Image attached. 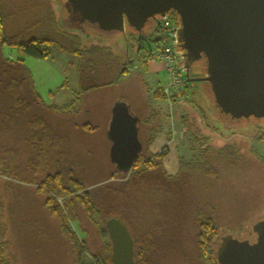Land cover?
Returning a JSON list of instances; mask_svg holds the SVG:
<instances>
[{
	"label": "rangeland",
	"instance_id": "obj_1",
	"mask_svg": "<svg viewBox=\"0 0 264 264\" xmlns=\"http://www.w3.org/2000/svg\"><path fill=\"white\" fill-rule=\"evenodd\" d=\"M0 10L5 13L8 27L12 30L31 28L33 23L42 21L31 30L29 38L54 37L58 27L49 23L48 16L53 15L60 22V27L65 26L63 18L67 16L63 0H0ZM64 28L73 33H84L75 26ZM88 31L92 37L85 44L111 46L116 54H128L137 63L129 67L130 74L118 85L93 91L83 100L75 96V91L79 89L76 56L64 52L58 45L52 46L49 57L43 59L8 47L3 50L6 58L25 61L35 89L46 105L62 107L74 101L72 114L55 115L50 119L54 129L52 137L61 138V146L60 143H52L49 137L31 144L26 140L30 137L29 130L16 133V127L9 133L0 132V235L8 241L7 258L10 264H77L73 244L64 234L62 223L44 208L45 195L38 188L46 176L61 172L66 186L68 179L73 177L93 189L95 183L105 182L114 173L116 167L110 160L111 145L107 130L112 108L119 101L128 104L142 120L147 119L148 108L160 111L165 127L170 130L173 127L177 150L172 147L174 143L170 145L171 149L167 147L168 156L164 161L169 175L178 172L181 155L188 163L192 158L189 147L194 145L190 144V136L184 133L186 131L198 135L200 139L208 138L209 145L215 148L225 145L237 147L251 164L250 168L224 171L214 179L194 178L186 190H180L181 193L154 190L152 203L147 207L138 206L135 213L138 219L132 223L127 221L134 236L143 234L146 225L155 222L159 223L161 232L164 230L171 234L160 241L165 243V247L154 257L155 263L191 264L190 261L197 258L198 229L194 223V212L197 210L217 211L222 237L228 234L240 240L249 239L255 223L264 219V133L257 129L259 122L228 123L214 110L210 86L204 82L184 87L182 96L170 107L166 100L153 96L159 86L167 83L166 70L153 77L145 74L142 68L136 69L142 59L134 57L138 47L133 41H128L125 34L102 36L95 30ZM127 32L131 33L130 30ZM155 45L153 43V47ZM198 72L194 71L192 75L202 74ZM182 77L185 81L184 73ZM182 97L188 100L186 109H182ZM199 108L207 116L208 124ZM184 118L187 119V126L182 124ZM85 123L95 127L96 131L85 132L75 128L76 124ZM139 137L145 147L144 126H140ZM56 195L60 193L55 192L53 196L57 198ZM182 200L185 207L181 210ZM57 201L60 202V198ZM77 214L75 218L70 213L69 223L81 239H87L89 255L97 254L102 247L100 235L83 211L78 209Z\"/></svg>",
	"mask_w": 264,
	"mask_h": 264
},
{
	"label": "trees",
	"instance_id": "obj_2",
	"mask_svg": "<svg viewBox=\"0 0 264 264\" xmlns=\"http://www.w3.org/2000/svg\"><path fill=\"white\" fill-rule=\"evenodd\" d=\"M171 17L176 18L175 13H172ZM48 21L53 27H58L54 37L29 38L28 34L31 30L42 21L33 23L31 28L12 30L8 27L5 13L0 10V132L9 133L16 127V133L29 130L30 137L26 140L31 144H34V141L39 143L40 140L44 141L49 137L52 143H60L61 146L62 139L52 137L54 129L51 127L50 119L55 115L72 114L74 101L62 107L46 105L35 89L32 74L25 65V61L6 58L3 54L4 48L8 47L27 56L43 59L49 57L52 46L58 45L64 52L76 56L78 58L79 89L75 91V96L79 100H83L93 91L118 85L130 74L131 56L116 54L111 46L85 44V41L92 37L91 32L73 33L63 26V28L60 27V22L51 14L48 16ZM150 27L142 36L132 29H130L131 33L126 32L125 37L128 41H133L138 47L134 52V57L142 56L147 49L149 50L148 45L152 46L157 42L156 33L159 25L152 24ZM147 58L149 59V56ZM193 71H199L202 74L191 75V77L203 76V61L199 62ZM188 86H191V83L185 82L184 87ZM181 93L182 91L173 97V104ZM50 95L54 96L53 93ZM153 96L155 99L166 100L161 94V88H158ZM199 111L204 115L201 108ZM182 122L184 126L185 124L187 126L186 118ZM163 123L160 111L149 108L147 119H141L140 124L144 126L146 132V146L144 147L140 139L143 145L142 155L128 174L120 173L116 168L105 182L95 183L96 187L93 189H89L85 183L73 177L68 179L66 186L61 172L50 174L42 181L38 191L45 195L43 206L50 216L62 223L63 232L70 239L76 251L77 264H113L111 244L106 231L107 219L119 218L129 228L127 221L132 223L138 219L135 213L139 205L147 207L152 203L154 190L178 193L180 190H186L190 180L194 178L214 179L224 171L250 168V160L237 147L225 145L215 148L209 145L208 138L200 139L198 135L186 131L184 133L190 136V144L196 145L193 152L197 150L198 152L193 153L189 163L183 156H180L178 172L175 175H169L164 167V161L168 156L167 148L157 154L150 151V146L158 134L164 130ZM75 128L85 132L96 131V128L88 123L76 124ZM168 136V139L171 138V131ZM55 192L60 193L59 196L56 195L60 198V202L53 196ZM182 207H185L183 200L179 208ZM78 209L83 211L88 222L100 235L102 247L97 254L89 255L87 239H81L69 223L70 213L77 218ZM66 210L70 213H65ZM194 215V223L198 229L197 258L190 262L191 264H217L215 250L222 238V230L217 223L218 213L217 211L197 210ZM146 226L144 233L137 237L129 228L136 245V264H156L154 257L160 254L165 247V243L161 244L160 241L171 236L164 230L161 232L157 222ZM7 249L8 241L0 235V264H10Z\"/></svg>",
	"mask_w": 264,
	"mask_h": 264
},
{
	"label": "water",
	"instance_id": "obj_3",
	"mask_svg": "<svg viewBox=\"0 0 264 264\" xmlns=\"http://www.w3.org/2000/svg\"><path fill=\"white\" fill-rule=\"evenodd\" d=\"M63 6L65 26L102 36L130 29L142 36L151 24L160 25L175 13L185 82L208 83L213 108L228 123L264 122V0H63ZM201 61L203 76L191 77ZM140 124L128 104L115 103L107 137L110 160L120 173H130L142 155ZM106 231L112 263L136 264L128 226L110 217ZM252 234L253 241L223 236L215 250L217 264H264V219L255 223Z\"/></svg>",
	"mask_w": 264,
	"mask_h": 264
},
{
	"label": "built area",
	"instance_id": "obj_4",
	"mask_svg": "<svg viewBox=\"0 0 264 264\" xmlns=\"http://www.w3.org/2000/svg\"><path fill=\"white\" fill-rule=\"evenodd\" d=\"M178 28L176 18L170 16L165 19L160 23L156 33V45L154 47L152 45L148 50L149 59L163 65L164 70L168 73V81L162 86L161 94L166 98L170 107L173 106V97L180 93L185 86L176 49L175 35Z\"/></svg>",
	"mask_w": 264,
	"mask_h": 264
},
{
	"label": "crops",
	"instance_id": "obj_5",
	"mask_svg": "<svg viewBox=\"0 0 264 264\" xmlns=\"http://www.w3.org/2000/svg\"><path fill=\"white\" fill-rule=\"evenodd\" d=\"M148 57V49L147 51L144 53V55L140 56V57H136L138 60L139 58H141L142 62L140 61V64L136 67V69H140L142 68L145 72V74L147 75H150V76H153V77H157L160 73H162L164 71V68H163V65L159 64V63H156V62H153L151 61L150 59L147 58ZM133 62V63H132ZM136 64L137 63V60L133 61L131 60L130 61V66L132 64ZM160 88H162L161 86H159ZM180 97L182 96V94L179 95ZM181 101H182V109H186L187 108V100L182 97L181 98ZM149 109V108H148ZM164 122V121H163ZM164 124V123H163ZM168 127H165V124H164V130L161 131L157 138L154 140V142L152 143V145L150 146V151L154 154H157L160 152V150L166 146V148L168 147L169 149H171L172 147L175 148V135L173 136V127L171 128V131L172 132V136L171 138L168 139V134H169V131H168ZM110 142V141H109ZM174 143V145H173ZM111 145V143H110ZM170 145H173L172 147H170ZM176 156V154H175ZM175 174V173H174Z\"/></svg>",
	"mask_w": 264,
	"mask_h": 264
},
{
	"label": "flooded vegetation",
	"instance_id": "obj_6",
	"mask_svg": "<svg viewBox=\"0 0 264 264\" xmlns=\"http://www.w3.org/2000/svg\"><path fill=\"white\" fill-rule=\"evenodd\" d=\"M216 113L218 114V115H220L217 111H216ZM205 117V121H208L207 120V116H204ZM251 123V122H250ZM253 123H258V122H253ZM247 124H249V123H247ZM264 122H259L258 124H256L257 125V129L259 128L263 133H264ZM215 128V127H214ZM226 128V126L224 127V129ZM215 130H217V131H219L218 129H215ZM220 133V132H219ZM195 146V145H194ZM194 146L193 147H189V152L191 153V154H193L194 152H193V150H194ZM177 146H175V148H176ZM219 148V147H218ZM176 150H177V148H176ZM182 156V155H181ZM192 159V158H191ZM190 159V160H191ZM255 237H256V235L255 234H252V235H250V236H248V238H249V240H251V241H253L254 239H255ZM220 242V241H219Z\"/></svg>",
	"mask_w": 264,
	"mask_h": 264
}]
</instances>
